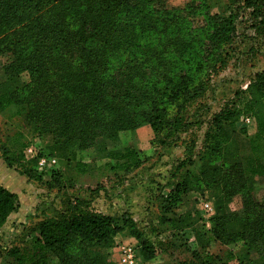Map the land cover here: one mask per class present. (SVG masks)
<instances>
[{
  "label": "trees",
  "instance_id": "1",
  "mask_svg": "<svg viewBox=\"0 0 264 264\" xmlns=\"http://www.w3.org/2000/svg\"><path fill=\"white\" fill-rule=\"evenodd\" d=\"M160 1L0 0V45L14 56L5 66L10 70H2L0 111L14 110L33 132L49 136L53 148L71 151L65 160L97 137L113 139L143 124L151 127L158 144H169L186 126L183 113L203 97L211 76L225 67L234 25L231 16L208 18L195 32L204 37L203 43L181 55L173 70H156L150 51L157 42L165 44L161 35L170 40L176 29H187ZM243 5L251 27L264 37V0H243ZM113 51L122 57L111 70ZM23 71L29 74L27 83L19 81ZM235 100L213 115L201 164L195 168L200 181L217 191L206 242L197 237L201 253L193 255L198 264H264V198L256 200L252 194L256 180L264 177V70L254 74ZM243 115L254 120L250 134L244 124L237 125ZM25 148H7L0 159L27 182L51 188L59 174L38 171L37 160L25 158ZM109 158L126 171L143 162L134 147L112 151ZM184 166L183 161L177 169ZM184 182L188 180L163 193L164 200L174 203L178 196L173 193L184 192ZM236 194L242 200L240 214L226 208ZM18 207V196L0 184V229ZM69 210L27 230L26 237L34 231L36 235L7 250L10 264H51L52 256L58 264H112L100 249L111 247L125 230L139 238L129 217L76 205ZM171 228L179 235L187 230ZM211 241L242 246L227 250L222 259L211 250ZM146 249L151 256L153 248L142 242L141 251Z\"/></svg>",
  "mask_w": 264,
  "mask_h": 264
},
{
  "label": "rangeland",
  "instance_id": "2",
  "mask_svg": "<svg viewBox=\"0 0 264 264\" xmlns=\"http://www.w3.org/2000/svg\"><path fill=\"white\" fill-rule=\"evenodd\" d=\"M160 2L176 13L180 25H185L187 29H176L170 40L161 35L165 44L156 41L157 46L154 45L155 49L150 51L154 55L152 66L156 70H173L174 63L181 55L194 52L203 43L204 37L195 36V32L200 30L208 18L231 16L234 33L226 47L228 58L225 67L219 69L222 71L217 75L211 76L203 97L183 113L186 126L169 144H158L151 127L143 124L136 129L119 132L113 139L97 137L93 145L74 151L65 160L63 156L71 151L53 148L49 136L33 132L21 117L13 115L14 110L0 111V156L7 148H13L17 152L25 145H32L41 154H49L56 159L54 167L48 172L59 174L51 188L37 182H28L32 186L24 187L23 195H20L26 200L23 221L4 224L0 229V264H10L7 250L22 244L30 235H36L34 231L26 237L27 230L44 219L68 214L71 212L69 209L75 205L89 212L126 216L133 220L139 232L138 239L125 230L115 237L111 247L100 249L112 264H127L124 258L127 247L134 250V264L199 263V258L193 255L201 253L196 245L197 237L198 241L203 239L206 242V232L211 230L215 215L213 196L217 193L200 181L195 170L201 164L200 158L205 152V133L213 115L226 104L236 101V93L245 89L255 73L264 70V37L251 27L249 10L243 7V0ZM110 54L112 70L122 56L119 51ZM13 61V54L0 45V80L3 79L2 70H10L5 66ZM18 78L21 83H27L29 74L23 71ZM237 125H243L241 118ZM253 129L254 126L249 125L248 133H252ZM123 147H134L140 152L143 162L138 168L126 171L118 167L116 160L109 158L110 152ZM183 161L185 166L177 169ZM78 164L83 165L82 169H79ZM37 170L42 171L38 165ZM183 179L188 180L184 182V192L173 193V196H178L174 203L165 201L163 193ZM252 194L256 200L264 198V177L256 180ZM206 202L212 206L210 213L203 211L202 205ZM226 208L240 214V195L231 197ZM23 210L24 207L20 208V214ZM173 226H185L187 230L179 235L178 231L171 228ZM142 242L153 248L151 256L150 250L141 251ZM210 243L211 250L222 259L226 257L227 250L236 251L242 246L241 243L227 247L216 241ZM253 261L258 264V260ZM50 262L58 264L54 256ZM230 264L237 262L232 260Z\"/></svg>",
  "mask_w": 264,
  "mask_h": 264
},
{
  "label": "crops",
  "instance_id": "3",
  "mask_svg": "<svg viewBox=\"0 0 264 264\" xmlns=\"http://www.w3.org/2000/svg\"><path fill=\"white\" fill-rule=\"evenodd\" d=\"M0 184L3 187L7 188L12 193H15L18 196V200H19V207L17 211L12 212L8 216L5 225H11L15 222L23 221V218L26 215V210H25L26 200L24 198H21L20 195H23L24 187H28L29 185L30 186L32 185L27 182L24 176H20L14 170L8 168L2 159H0ZM22 207H24V210L20 214V208Z\"/></svg>",
  "mask_w": 264,
  "mask_h": 264
},
{
  "label": "built area",
  "instance_id": "4",
  "mask_svg": "<svg viewBox=\"0 0 264 264\" xmlns=\"http://www.w3.org/2000/svg\"><path fill=\"white\" fill-rule=\"evenodd\" d=\"M241 121L243 122V124L248 128L249 125H253L254 126V120L252 119L251 116L248 115H243L241 116ZM24 156L26 159H36L37 160V165L38 167L43 171V172H47L48 170H50L51 168L54 167L55 163H56V159L54 157L48 156V155H44L41 154L36 147L34 146H27L24 149ZM203 211L204 212H211L212 211V206L209 203H204L202 205ZM125 260L127 262V264H134L135 260H134V250L132 247H127L125 248Z\"/></svg>",
  "mask_w": 264,
  "mask_h": 264
}]
</instances>
